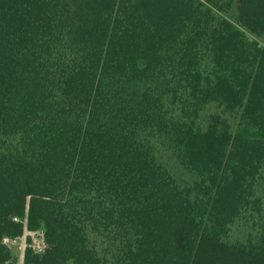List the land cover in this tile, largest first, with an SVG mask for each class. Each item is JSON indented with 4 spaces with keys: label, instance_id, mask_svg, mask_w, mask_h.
<instances>
[{
    "label": "trees",
    "instance_id": "obj_1",
    "mask_svg": "<svg viewBox=\"0 0 264 264\" xmlns=\"http://www.w3.org/2000/svg\"><path fill=\"white\" fill-rule=\"evenodd\" d=\"M25 228L23 264H264V0H0V264Z\"/></svg>",
    "mask_w": 264,
    "mask_h": 264
},
{
    "label": "built area",
    "instance_id": "obj_2",
    "mask_svg": "<svg viewBox=\"0 0 264 264\" xmlns=\"http://www.w3.org/2000/svg\"><path fill=\"white\" fill-rule=\"evenodd\" d=\"M16 219V217H14ZM23 233H27V237H29V240L23 241L22 248L24 249L26 246H30L33 248L35 251H41L46 247V242L43 237L42 231L39 230H27L26 228L24 229ZM13 241V239L5 238L4 241Z\"/></svg>",
    "mask_w": 264,
    "mask_h": 264
},
{
    "label": "rangeland",
    "instance_id": "obj_3",
    "mask_svg": "<svg viewBox=\"0 0 264 264\" xmlns=\"http://www.w3.org/2000/svg\"><path fill=\"white\" fill-rule=\"evenodd\" d=\"M41 231V230H39ZM27 233H23L22 236L13 239V241H4L8 247L10 248L13 256L16 258V264H23L22 257H23V251L22 248L23 241L26 240Z\"/></svg>",
    "mask_w": 264,
    "mask_h": 264
}]
</instances>
